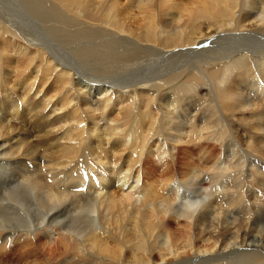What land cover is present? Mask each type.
<instances>
[{
	"label": "bare ground",
	"instance_id": "obj_1",
	"mask_svg": "<svg viewBox=\"0 0 264 264\" xmlns=\"http://www.w3.org/2000/svg\"><path fill=\"white\" fill-rule=\"evenodd\" d=\"M0 14V264H264V0Z\"/></svg>",
	"mask_w": 264,
	"mask_h": 264
},
{
	"label": "rangeland",
	"instance_id": "obj_2",
	"mask_svg": "<svg viewBox=\"0 0 264 264\" xmlns=\"http://www.w3.org/2000/svg\"><path fill=\"white\" fill-rule=\"evenodd\" d=\"M181 1H183L184 2V0H181ZM4 14H0V18L2 17V19H0V23H1V20H5V18H4V16H3ZM4 18V19H3ZM13 40H11L10 42L11 43H17V44H22L23 45V40L20 38V37H18L16 34L15 35H13ZM3 40H4V38L3 39H0V52H2L3 51V46H5V44L3 43ZM18 40V41H17ZM23 41V42H22ZM21 42V43H20ZM9 43V42H8ZM25 44H26V42H24ZM2 48V49H1ZM198 52V51H197ZM185 58H190V57H185ZM14 59H15V57H14ZM198 60H200L199 58H197V57H195V59H194V57H191V59H190V62H195V61H198ZM1 65V64H0ZM190 71H192V73L194 74V75H196V77H198V78H196L195 80L197 81V80H203V77L205 76V75H207V73H204V70H202L201 72H199L198 70H190ZM195 72V73H194ZM15 73H12L11 72V75L9 76V79H13L14 77H13V75H14ZM200 74H202L201 75V77H199L200 76ZM8 87L9 88H11L9 85H8ZM14 89V90H13ZM11 91L15 94V92H16V89L15 88H11ZM5 93L2 91V89H0V96H2V95H4ZM20 112V111H19ZM116 112L114 113V114H112L110 117H112V119H115V117H116ZM116 118H118V116L116 117ZM196 154H197V152H196ZM196 160V164H197V159H195ZM179 161H180V157H179ZM30 174H31V172H30ZM179 192H184V190L183 189H180L179 190ZM259 198H261L262 199V197H259ZM259 198H257L258 200H260L261 201V199H259ZM264 200H262L261 201V203H262V205L261 204H259L258 206L256 205V204H253L252 203V205H253V207L252 208H254V213L257 215V219H258V222H260L261 221V223H264V202H263ZM260 206V207H259ZM258 207H259V209H258ZM263 208V209H262ZM261 212V213H260ZM236 214L238 213V212H235ZM237 215H239V217H242L244 214H243V212H239ZM242 215V216H241ZM263 218V219H262ZM89 264H91V263H89Z\"/></svg>",
	"mask_w": 264,
	"mask_h": 264
}]
</instances>
